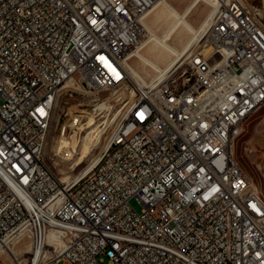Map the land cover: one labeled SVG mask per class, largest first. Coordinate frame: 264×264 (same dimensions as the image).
Here are the masks:
<instances>
[{"label": "built area", "instance_id": "1", "mask_svg": "<svg viewBox=\"0 0 264 264\" xmlns=\"http://www.w3.org/2000/svg\"><path fill=\"white\" fill-rule=\"evenodd\" d=\"M158 1L0 0V247L28 239L25 264H264V195L233 153L264 105V14L222 0L141 83L129 63ZM65 87L92 92L96 114L101 91L133 93L98 160L64 181L45 148Z\"/></svg>", "mask_w": 264, "mask_h": 264}, {"label": "rangeland", "instance_id": "2", "mask_svg": "<svg viewBox=\"0 0 264 264\" xmlns=\"http://www.w3.org/2000/svg\"><path fill=\"white\" fill-rule=\"evenodd\" d=\"M167 1L176 11L183 12L190 0ZM212 1L206 0L192 7L191 13L186 15L187 21L194 27H198L210 12ZM246 1L253 3L264 12V0ZM162 9V5L156 3L143 18V39L129 63L147 81L152 80L157 73H155L154 68L145 65L138 58V54L141 51L144 55L154 59L149 52V47L155 41V35H162L165 27L174 20V16L170 12H163ZM189 36L190 33H185L184 39ZM172 44L180 48L176 41L173 40ZM166 60L158 62V64L164 66ZM140 82L142 83V81ZM130 94V89L121 87L101 91L99 96L108 100L106 102L107 108L100 114H96L97 111L94 109L99 105V102L95 101L92 92L78 93L71 97L66 87L60 91L53 109L45 158L61 180L65 181L69 177H76L93 165L111 133L114 124H111V121L120 114L121 102L119 98L129 97ZM74 129L77 130V133L74 132ZM90 138H92L94 146L88 148L85 141ZM75 145L76 147H74ZM233 153L249 176L251 183L264 195V105L244 123L243 131L234 140ZM130 204L137 211H141L143 208L140 200L135 197L130 199ZM24 244H29L28 239H22L12 245L20 247ZM13 250L16 251L17 249L14 248ZM29 256L30 253H25L21 258L25 263L26 261L28 263ZM0 260L3 264L5 262L13 264L8 255L0 254ZM56 264H68V262L60 261Z\"/></svg>", "mask_w": 264, "mask_h": 264}, {"label": "bare ground", "instance_id": "3", "mask_svg": "<svg viewBox=\"0 0 264 264\" xmlns=\"http://www.w3.org/2000/svg\"><path fill=\"white\" fill-rule=\"evenodd\" d=\"M190 1L186 5L183 12L176 11L175 8L167 0H159L157 2L158 5H162L163 12H166V11L170 12L174 16V20L171 22L169 26L165 27L162 35L160 36L155 35V41L152 42V44L149 47V52L153 55L154 59H151L149 56L144 55L141 51L139 52V54L137 53L138 58H140L144 62L145 65H149L155 69V73H157V71H160L162 73L168 71L169 68L175 63V61L179 57H181L184 53H186L195 44L199 36L202 33H205L208 31L209 18L211 17L215 9V6L219 2H222V0H213L210 3L212 8L210 9V12L207 14V16H205L206 17L204 18L205 20L202 21V23L198 27H194L187 21L186 15L191 13L192 7H195L200 2H204L206 0H202V1L192 0L191 2ZM257 10L259 11V13L264 14L261 8H257ZM185 33H190V36L186 39H184ZM173 40L176 41V43L178 44L180 48L172 44ZM163 60H166L164 63V66H161L160 64H158V62H161ZM130 67H131L132 75L135 78L142 81V83L143 82L150 83L154 81L156 77L158 76V73H157L156 76L152 80L147 81L144 78H142L138 70H136L132 65H130ZM100 106L107 108L106 103H102ZM119 115L115 119H113L111 122L114 123L118 119ZM74 132L77 133V130L74 129ZM85 144L88 148H91L94 146L92 138L86 140ZM74 147H76V145ZM99 156H100V153L97 159L95 160V162L98 160ZM85 171H82L80 174H83ZM12 247L13 249L16 248L17 250L14 251L13 249H11ZM30 251H31L30 244H24L20 247H15L7 242L6 244H3L2 247H0V254H4V256L8 255L10 259L12 260L13 264H25V262L22 260L21 257L24 256L25 253H29ZM5 264H9V263L5 262ZM34 264H36V259L34 261Z\"/></svg>", "mask_w": 264, "mask_h": 264}]
</instances>
